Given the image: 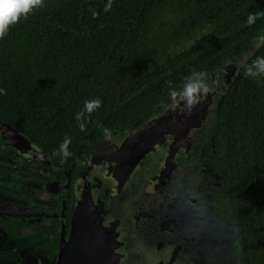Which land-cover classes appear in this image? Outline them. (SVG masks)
Segmentation results:
<instances>
[{
  "label": "trees",
  "instance_id": "1",
  "mask_svg": "<svg viewBox=\"0 0 264 264\" xmlns=\"http://www.w3.org/2000/svg\"><path fill=\"white\" fill-rule=\"evenodd\" d=\"M237 51L253 53L215 113V205L238 227L246 264H264V74H247L264 57V0H42L0 37V116L50 133L55 154L61 140L72 151L85 142L76 181L105 135L147 120Z\"/></svg>",
  "mask_w": 264,
  "mask_h": 264
},
{
  "label": "water",
  "instance_id": "2",
  "mask_svg": "<svg viewBox=\"0 0 264 264\" xmlns=\"http://www.w3.org/2000/svg\"><path fill=\"white\" fill-rule=\"evenodd\" d=\"M230 62L225 76L212 74L222 82L204 74L141 124L100 140L73 186L69 236L47 264H246L238 227L208 190L199 144L241 70Z\"/></svg>",
  "mask_w": 264,
  "mask_h": 264
},
{
  "label": "flooded vegetation",
  "instance_id": "3",
  "mask_svg": "<svg viewBox=\"0 0 264 264\" xmlns=\"http://www.w3.org/2000/svg\"><path fill=\"white\" fill-rule=\"evenodd\" d=\"M45 104L49 106V99L45 100ZM0 121L21 134L13 133L0 123V264L51 263L62 232H65L66 238L69 236L73 185L85 159L81 151L85 142L80 144L75 140L78 147L72 151L68 139L61 140L60 145L68 141L65 148L67 155L60 149L55 154L53 146H49L52 142L49 140L50 133L44 135L35 130L30 136L4 121L1 116ZM216 123L211 133L216 143L209 138L210 134L208 138H200L199 142L204 154L203 161L209 158V168L214 174L217 173L214 158L221 150L222 137L216 133ZM84 137L87 139L86 135ZM167 145L168 142H164L163 146ZM208 180L212 182L215 204L217 193L223 191L222 177L215 182L211 177ZM222 213L228 218L223 209Z\"/></svg>",
  "mask_w": 264,
  "mask_h": 264
},
{
  "label": "clouds",
  "instance_id": "4",
  "mask_svg": "<svg viewBox=\"0 0 264 264\" xmlns=\"http://www.w3.org/2000/svg\"><path fill=\"white\" fill-rule=\"evenodd\" d=\"M42 0H0V37L7 34L8 29L11 25L15 24L21 18H27L33 9L41 6ZM248 22H253V16L250 14L248 17ZM248 75L256 76L258 74H264V57H258L253 61L252 68H249ZM191 84H186L184 90L188 91ZM2 91V90H0ZM95 104L99 106L100 101L98 99L91 102H87L86 106ZM79 115V114H78ZM68 141L65 140L60 145V150L67 155L65 151Z\"/></svg>",
  "mask_w": 264,
  "mask_h": 264
},
{
  "label": "rangeland",
  "instance_id": "5",
  "mask_svg": "<svg viewBox=\"0 0 264 264\" xmlns=\"http://www.w3.org/2000/svg\"><path fill=\"white\" fill-rule=\"evenodd\" d=\"M255 46L256 45H253V47H254V49H255ZM253 49V50H254ZM247 52V51H246ZM251 53H253V51L251 52ZM251 53L250 54H248V55H245V54H242L241 55V52H239V51H237L236 53H235V55H230V56H234V57H237V56H239V57H237V58H235V59H233V62L236 64V66H237V69H236V72H238L239 70H240V68L242 67V65L243 64H245V62L249 59V57H250V55H251ZM241 55V56H240ZM232 59H228V60H226L225 62L226 63H229L230 64V66L232 65V63L230 62ZM222 63H223V61H222ZM222 63H220V66H218V67H216V65H215V67L213 68V69H211V68H209V69H207V71L208 72H206V73H204V74H207L208 73V75H207V77L208 78H211L212 77V74H213V72L214 71H218V72H220V71H223V73H224V76L226 75V69H221L222 68ZM212 79H213V77H212ZM200 80V77H198V79H197V81H199ZM218 81V82H222V78H220V79H213V81ZM203 81V80H202ZM201 81V82H202ZM201 82H197V83H201ZM226 82H227V80H226ZM234 82V80H232V83ZM203 85H205L206 87H209V83H208V81H206V82H203L202 83V86ZM227 95V94H226ZM225 98H226V96L224 97V99L223 100H225ZM223 123H224V121H223ZM211 135V134H210ZM209 135V136H210ZM209 138H212V139H214V143H216V141H215V136H213V135H211ZM211 152V151H210ZM210 152H209V156L211 155L210 154ZM206 157H208L207 155H206ZM211 158V157H210ZM220 158V156H219V154L216 156V158H214L215 159V161L217 160V159H219ZM213 159V158H212ZM211 159V160H212ZM208 161H209V163H210V160H209V158H208ZM106 169H107V167H106V165L105 164H101L100 166H99V168H98V170H99V173H104L105 171H106ZM206 170V174L208 175V176H206V178H207V181L209 182V180H208V177H211V178H213V180H214V182L215 181H217V179L219 180L221 177H222V172L221 171H219V170H217V169H215L216 171H217V173H213V171L210 169V168H207V169H205ZM209 173H210V176H209ZM212 183V182H211ZM212 185H210L209 187H208V190H211V192H212ZM212 195H214L213 193H211ZM203 203V202H202ZM218 206V205H217ZM218 208V210H220V212H222V208L221 207H217ZM223 214V213H222ZM211 218V217H210ZM209 230L210 231H212V230H214V227L212 226V224H210V226H209Z\"/></svg>",
  "mask_w": 264,
  "mask_h": 264
}]
</instances>
